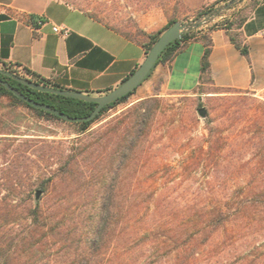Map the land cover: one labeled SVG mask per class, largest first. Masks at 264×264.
<instances>
[{"label": "trees", "instance_id": "16d2710c", "mask_svg": "<svg viewBox=\"0 0 264 264\" xmlns=\"http://www.w3.org/2000/svg\"><path fill=\"white\" fill-rule=\"evenodd\" d=\"M207 13L209 10H199L197 16ZM175 21L169 19L164 27L146 34L142 43L146 54ZM196 40L204 47L197 87L212 85L211 39L206 34L198 37L190 27L162 50L145 79L158 63L170 60L186 42ZM230 40L247 56L245 45L232 36ZM25 72L29 76L23 78L30 81L55 89H69L27 69ZM0 79L34 101L71 117L86 116L96 106L94 102L38 91L2 73ZM217 89L222 100L244 101L248 94V90ZM133 92L105 105L91 120L75 123L77 135L89 139L84 148L98 149L97 156L88 161L85 172L75 167L73 149L59 172L37 176L40 180L34 182L28 181L33 176L29 168V144L36 140L20 139L24 134L17 133L0 113V264H26L27 258L22 263V257L27 256L42 237L55 234L64 246L60 264H264V100L253 99L258 104L251 121V125L257 127L253 137L238 136L233 140L232 136L224 134L227 128H221L219 123L211 124V118H207V134L204 142L199 143L198 152L182 156L179 162L183 170L199 160L206 162L217 185L205 191L204 201L183 200L179 204L167 200L166 195L156 198L153 192L133 186L135 181H140L138 167L149 160L146 154L152 146L148 138L151 120L160 107L159 97L140 99L120 115L92 128L106 111L125 102ZM2 104L10 111L26 107L38 119L64 121L30 106L0 83V106ZM260 111L262 116L258 115ZM249 151L251 156L247 158ZM67 177H70V195L79 201L70 205L66 225L61 227L51 223L50 212L39 201L34 202L33 196L36 191L44 195L56 181ZM20 219L25 220L27 228L16 233ZM11 232L16 236L8 237Z\"/></svg>", "mask_w": 264, "mask_h": 264}, {"label": "rangeland", "instance_id": "374dc122", "mask_svg": "<svg viewBox=\"0 0 264 264\" xmlns=\"http://www.w3.org/2000/svg\"><path fill=\"white\" fill-rule=\"evenodd\" d=\"M66 1L138 39H146L145 27L154 28L169 19H175L190 28L220 14L227 16L234 14L235 21H238L249 6L242 5L244 0ZM199 10H209V13L198 18ZM227 16L216 24H228ZM11 69L18 71L15 68ZM160 84V79L153 83L150 81L141 83L139 93H136L135 89L134 94L132 93L133 95L131 94L125 102L117 104L96 120L92 128L101 126L113 116L120 115L123 110L136 104L140 100L137 99L138 96L142 97L141 99L154 95L159 97L160 107L151 120L148 138L152 146L151 151L146 154L149 160L148 163L145 162L138 167L137 175L140 181H135L133 186L153 192L156 198L160 194L166 195L167 200L170 199L174 203L181 204L183 200L189 201L188 203L204 201L205 191L217 185L210 165L199 160L191 168L183 170L179 161L182 156L193 151L198 152L199 143L204 142L207 134V118H211V124L219 123L221 128H227L224 134L230 138L232 136L233 140L235 137L238 139V136L246 138L255 136L253 133L257 127L252 126L251 121L258 104L253 99H264L248 90L244 101L237 98L222 100L219 97L221 94L216 93L219 90L208 84L188 92L160 90ZM6 106V104L0 106V113L4 115L7 124L16 128L17 133L24 134L20 139L36 140L29 144V151H31L29 168L33 176L28 181L40 180L37 176H43L46 173L59 172L62 162L68 159L73 149V152H76L74 164L77 169L80 168V172H85L88 161L97 156L98 149L92 151L90 147V150L84 148V143L89 142V139L84 140L85 135H77V124L49 118L38 119L26 107L20 106L17 110L10 111ZM200 107L207 110L205 117L199 116L197 109ZM258 115L263 114L260 111ZM128 117L127 115V119ZM246 156L250 157L251 151ZM69 178L56 181L47 193L44 195L40 193L37 200L35 192L33 196L34 202L39 201L48 209L51 223L61 227L66 225L70 205L79 201L70 195ZM76 193H79L77 188ZM80 197L84 201L85 198L82 195ZM25 228H27L25 220L20 219L16 233L24 232ZM15 234L11 232L8 237ZM55 235H48V238L42 237L41 241L28 251V255L22 257V263L23 259L27 258L24 262L26 264H60L64 246L60 237Z\"/></svg>", "mask_w": 264, "mask_h": 264}, {"label": "crops", "instance_id": "0c3cea01", "mask_svg": "<svg viewBox=\"0 0 264 264\" xmlns=\"http://www.w3.org/2000/svg\"><path fill=\"white\" fill-rule=\"evenodd\" d=\"M246 4L241 22L234 14H220L192 28L212 42L211 86L250 90L264 99V0H244L242 5ZM226 16L228 24H216ZM167 22L144 31H156ZM230 36L247 47V56ZM145 40L126 35L66 0H0V69L11 66L24 73L27 69L72 90L102 95L116 88L144 60ZM203 49L200 40L186 42L142 83L160 79V90H194Z\"/></svg>", "mask_w": 264, "mask_h": 264}, {"label": "water", "instance_id": "95a60500", "mask_svg": "<svg viewBox=\"0 0 264 264\" xmlns=\"http://www.w3.org/2000/svg\"><path fill=\"white\" fill-rule=\"evenodd\" d=\"M186 25L182 22L175 21L169 28H167L157 39V41L152 45L148 53L146 54L142 63L116 88L106 92L102 95H91L88 93H83L77 90L72 89H55L50 86H46L43 84H39L28 79H25L21 76H18L10 71L0 69V73L15 79L16 81L25 84L29 87H32L38 91L43 92H51L67 97L81 99L87 102H94L96 106L92 110V112L83 117H71L67 114H64L57 109L40 102H36L33 99L25 96L20 91L14 89L7 81L0 79V83H2L5 87H7L10 91L13 92L18 98L25 101L27 104L34 108L42 109L47 112H50L57 117L61 118L66 122H85L94 118L99 111L110 102L133 92L145 79L147 74L150 72L152 67L154 66L158 56L162 52V50L173 40L178 39L182 36L183 32L186 29ZM197 112L200 117H205L207 115V110L204 107H200L197 109ZM40 196V191H36L35 199L37 200Z\"/></svg>", "mask_w": 264, "mask_h": 264}, {"label": "built area", "instance_id": "2783aa9c", "mask_svg": "<svg viewBox=\"0 0 264 264\" xmlns=\"http://www.w3.org/2000/svg\"><path fill=\"white\" fill-rule=\"evenodd\" d=\"M187 26V25H186ZM189 27L187 26L186 27V29L185 30H187ZM53 29H54V31H60V28L58 27V26H54L53 27ZM9 69H11L9 66H5V67H3V69L2 70H9ZM14 71V70H13ZM14 74H16V75H18V76H21V77H23L24 75H26V76H29V74H27V73H24V72H19V70L16 72V71H14L13 72ZM24 74V75H23Z\"/></svg>", "mask_w": 264, "mask_h": 264}]
</instances>
